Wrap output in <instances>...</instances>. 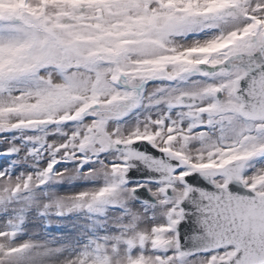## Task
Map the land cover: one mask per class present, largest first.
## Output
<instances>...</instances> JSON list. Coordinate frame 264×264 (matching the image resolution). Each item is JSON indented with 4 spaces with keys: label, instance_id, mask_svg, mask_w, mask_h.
<instances>
[{
    "label": "snow or ice",
    "instance_id": "snow-or-ice-1",
    "mask_svg": "<svg viewBox=\"0 0 264 264\" xmlns=\"http://www.w3.org/2000/svg\"><path fill=\"white\" fill-rule=\"evenodd\" d=\"M0 264H264V0H0Z\"/></svg>",
    "mask_w": 264,
    "mask_h": 264
}]
</instances>
